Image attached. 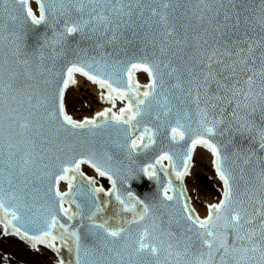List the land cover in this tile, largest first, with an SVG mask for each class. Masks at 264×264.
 <instances>
[{
	"label": "snow or ice",
	"instance_id": "6c2138e0",
	"mask_svg": "<svg viewBox=\"0 0 264 264\" xmlns=\"http://www.w3.org/2000/svg\"><path fill=\"white\" fill-rule=\"evenodd\" d=\"M9 236L53 264H264V0H0Z\"/></svg>",
	"mask_w": 264,
	"mask_h": 264
},
{
	"label": "rangeland",
	"instance_id": "374dc122",
	"mask_svg": "<svg viewBox=\"0 0 264 264\" xmlns=\"http://www.w3.org/2000/svg\"><path fill=\"white\" fill-rule=\"evenodd\" d=\"M83 94L86 95L84 92ZM92 107L94 108V104ZM69 111L77 116L87 114L83 112L79 103H76L74 108L70 107ZM211 175V170L204 167L200 171V178L198 181V188L205 194L203 198L207 200H215L217 193V190L211 180ZM101 183L103 182L101 181ZM0 255H7L10 264H53L50 261V256L45 251L34 252L32 249L24 246L16 239L8 237L0 238Z\"/></svg>",
	"mask_w": 264,
	"mask_h": 264
},
{
	"label": "water",
	"instance_id": "95a60500",
	"mask_svg": "<svg viewBox=\"0 0 264 264\" xmlns=\"http://www.w3.org/2000/svg\"><path fill=\"white\" fill-rule=\"evenodd\" d=\"M34 3V0H32ZM34 40V37L30 38ZM142 83L145 81H141ZM71 113V112H70ZM73 114V113H71ZM74 115V114H73ZM77 116V115H74ZM135 167V166H134ZM103 181V180H101ZM104 182V181H103ZM129 189L140 199L151 200L155 196L156 184L143 174L137 175L129 182ZM18 238V237H17ZM19 239V238H18ZM20 240V239H19ZM21 241V240H20ZM26 244L25 242L21 241ZM27 245V244H26ZM28 246V245H27ZM42 247V246H41ZM43 248V247H42Z\"/></svg>",
	"mask_w": 264,
	"mask_h": 264
},
{
	"label": "bare ground",
	"instance_id": "6f19581e",
	"mask_svg": "<svg viewBox=\"0 0 264 264\" xmlns=\"http://www.w3.org/2000/svg\"><path fill=\"white\" fill-rule=\"evenodd\" d=\"M141 81H144L143 78H141ZM83 92L87 94V92L84 91V90L77 91L76 89H73L72 95L75 96V97H79V96L82 97V96L85 95V94H83ZM81 93H82V94H81ZM80 94H81V95H80ZM96 108H97V105L94 104V108H93V109H96ZM81 115H84V114H81ZM205 164H206V162H205ZM211 180H212V182H213V185H214L215 189H216L217 192H218V190H219V185H218V183L214 180V178L212 177V175H211ZM200 213H201V215H204V214H205L203 209H200ZM8 238H9V237H8ZM11 238H13V237H11ZM40 251H41V250H40ZM34 252H37V251L34 250Z\"/></svg>",
	"mask_w": 264,
	"mask_h": 264
}]
</instances>
